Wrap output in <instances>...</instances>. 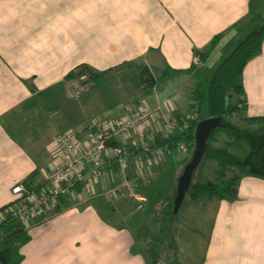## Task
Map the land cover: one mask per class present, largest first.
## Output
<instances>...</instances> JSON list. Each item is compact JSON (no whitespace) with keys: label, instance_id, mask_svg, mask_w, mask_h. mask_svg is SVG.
Wrapping results in <instances>:
<instances>
[{"label":"crops","instance_id":"1","mask_svg":"<svg viewBox=\"0 0 264 264\" xmlns=\"http://www.w3.org/2000/svg\"><path fill=\"white\" fill-rule=\"evenodd\" d=\"M254 9L251 0H0V207L15 199L13 185L43 181L56 161L48 144L60 132L82 141L91 120L112 123L141 105L154 110L147 134L157 132L167 116L189 114L194 82L213 69L204 74L208 55L216 50L219 61L220 52L246 32ZM79 65L103 71L100 78L131 65L137 97L127 105L119 96L104 94L99 102L98 94L81 105L78 99L93 81L78 98L65 91L72 77L65 76ZM142 66L159 73L151 74L154 82L144 89L137 81ZM165 69L170 71L162 76ZM239 82L238 120L252 124L259 120L244 118L264 115V37ZM240 143L232 141L228 148L242 156L246 146ZM156 163H146L150 172L133 180L166 198L172 183L159 185ZM118 173L111 165L97 182L74 188L46 212L15 222L26 236L16 244L18 264H150L152 253L158 257L163 247L173 264H264L263 179L242 176L231 199L189 200L179 220L172 216L167 225L162 220L154 227L158 223L149 221L154 214L149 199L129 212L122 198L110 201L101 195L119 181ZM10 226L3 224L0 234L7 230L14 239Z\"/></svg>","mask_w":264,"mask_h":264},{"label":"trees","instance_id":"2","mask_svg":"<svg viewBox=\"0 0 264 264\" xmlns=\"http://www.w3.org/2000/svg\"><path fill=\"white\" fill-rule=\"evenodd\" d=\"M247 24L249 26L247 31L243 36L236 39L230 50L220 58L210 75L197 79L190 91V109L195 106L198 119L218 117L220 121V125L211 130L206 138L202 157L197 164L199 166L203 160L214 161V180H191L188 198L192 201L202 196L231 199L234 196L235 185L243 174L264 180V127L257 131H250L238 127L226 117L231 112H238V105L242 103V99H240L242 86L239 82V76L246 62L260 50L264 37V17L258 10L254 9L252 11L247 19ZM202 54V52H197L198 56H202ZM81 67L87 71L91 81L97 78L100 79V75L103 73V71L96 72L88 66L83 65ZM169 71L165 69L161 75L164 76ZM71 76H74L72 71L67 73L65 78ZM137 81L143 89L153 84L154 78L146 66L139 69ZM244 120L249 123L257 120L264 122V115L245 117ZM177 121L181 125L180 119H177ZM195 122L188 121L185 125L179 126V129L175 130L168 138L161 139L157 137L155 145L166 144L167 150H174L177 141L182 140L190 152L189 159L193 149L192 134ZM220 134L224 135V140L220 146H214L213 142ZM232 141L243 142L246 146V153L239 156L230 151L228 146ZM227 173L229 175L226 176ZM80 187L82 185L77 183L73 186V189L79 190ZM126 200L124 202H127ZM160 201H164V203L162 202V208L158 212L155 211L154 214L162 218L167 225L169 219L172 218V196L160 198L158 203ZM4 207L1 206L0 210ZM15 222L10 218L0 222V227L5 223H11L9 228L14 230L15 236L14 239L11 238V235L7 234V230L1 232L0 264H18L19 262L20 256L17 253L16 244L26 239V236L22 234V229L17 227ZM154 255L156 254L152 253L150 264L157 258Z\"/></svg>","mask_w":264,"mask_h":264},{"label":"built area","instance_id":"3","mask_svg":"<svg viewBox=\"0 0 264 264\" xmlns=\"http://www.w3.org/2000/svg\"><path fill=\"white\" fill-rule=\"evenodd\" d=\"M72 73L74 76L66 82L65 91L70 97L76 98L88 90L91 82H88L85 70L81 71L76 67ZM153 116V109L141 105L112 123L91 120L86 125L85 138L82 141H77L70 132L56 134L48 144L56 161L49 166L39 184L17 183L10 188L15 199L0 210V222L6 218L25 222L31 216L46 212L57 203L59 197L70 194L75 184L90 186L97 182L111 165H116L122 173L129 161L140 168L142 161L150 163L158 160L167 151V146L155 145V139L168 138L179 126L198 120L196 108L193 106L189 114L180 118L181 125L177 119L167 116L157 132L147 134V130L151 129ZM133 133L138 135V140L126 142ZM185 146V142L179 140L175 149L184 151ZM137 176L142 177V174ZM101 195L110 201L122 197L134 201L137 209L141 208L144 201L136 192L134 180H128L125 176L105 188ZM151 264L173 263L156 258Z\"/></svg>","mask_w":264,"mask_h":264},{"label":"rangeland","instance_id":"4","mask_svg":"<svg viewBox=\"0 0 264 264\" xmlns=\"http://www.w3.org/2000/svg\"><path fill=\"white\" fill-rule=\"evenodd\" d=\"M251 3L253 4V6H255V9L259 11V13L264 17V0H251ZM247 31V30H246ZM245 33V32H244ZM244 33L240 34V37L244 35ZM229 50H223V52L221 55L227 53ZM218 54V52L215 50L214 52L211 51V53L208 55L207 60L205 62V73H207L209 67H215V65L218 63V59L219 56L216 55ZM215 63V64H214ZM83 65H79L77 66L79 68V70L84 71V69H82ZM85 72H87L85 70ZM151 74L154 77H158L159 73L158 70L154 67L151 68ZM87 75V80L88 82L91 80L88 77V73ZM93 87H91L86 93H84L83 95H85V97H80V99H78V102L81 103V105L84 103H87L89 101V99L93 96H98L99 94V102H101L102 97L100 94H104V96H108L109 98L113 95L115 96H119V100L125 102L127 105H131L132 103V99L134 97H137V90L135 88H137L136 85V81H135V77L132 74V66H128V67H123L122 69H120V71L117 69L113 70L107 74H105L104 76H102L100 79L97 78L96 80H94L93 82ZM90 87V86H89ZM139 96V95H138ZM78 98V97H77ZM84 99V100H83ZM136 100L139 103L138 98H136ZM141 103V102H140ZM83 109V107H82ZM238 114L239 112H231V114L229 116H226L228 120H230L231 122H235L237 123L238 127L240 128H248L250 131H257L258 129H261L264 127V122L262 121H257L254 122L252 124H248V123H243L241 121L238 120ZM224 140V135L220 134L219 137H217L216 141L213 142L214 146H220V144L222 143V141ZM240 144L243 145V147L245 146V144L243 142H241ZM244 149L246 150V147H244ZM243 149V152L245 151ZM246 153V152H245ZM189 150L187 149V147L185 146L184 151H179L177 149L174 150H167L163 153V157H164V161L160 162V160H157V167H156V173L157 176L161 177V182H160V186H165L169 183H172V185L170 186V190L169 191V195L171 197V194L173 195L174 192V186H175V182H176V178L179 175L180 171L182 170L183 165L186 163V161L188 160L189 157ZM140 168H137L135 166V164L132 161H129L126 165V168L123 170V172L115 174L117 178H122V176H125L128 180L133 179V176L135 175H141V174H147V172H150L149 168L146 165L145 161L140 162L139 164ZM214 168H215V163L214 161L211 160H203L201 162V164L199 166H197L193 172H192V176L191 179L193 181H213L214 180ZM135 172V174H134ZM229 175V173L226 174V176ZM247 174H243L242 176H246ZM240 176V177H242ZM119 179V180H120ZM154 183L152 182L151 186ZM135 187H136V192H138L139 194L143 195L145 197L146 201L147 199H149V212L150 213H154L155 211H159L160 208H162V202L159 201V199L163 196L161 194H159L158 192H154L152 193L151 191H148V186H146V183H142V184H138L137 182L135 183ZM159 186L155 189L156 191H158ZM83 197H84V193H82ZM81 195V196H82ZM161 195V196H160ZM122 200H126L124 198H122ZM190 199L188 198V191L184 194V197L181 201V205H180V212L178 210V213L176 212L174 216V222L176 219L179 220L180 218V214L183 210V208L185 207L186 203L189 201ZM126 204L128 205V211L131 212L133 210H136V203L134 201L131 202V200H126ZM155 201V202H154ZM134 205V206H133ZM134 207V208H133ZM152 211V212H151ZM135 212V211H134ZM145 212V211H144ZM130 214V213H129ZM153 217H150L149 221H153V223L157 224L154 225V227H159L161 225L162 222V218H160L158 215L153 214ZM154 218V220L152 219ZM145 221V223L148 222V220L143 219ZM160 221V223H159ZM17 225H20L19 223ZM176 225V224H175ZM174 225V226H175ZM183 224L182 222H179V227H181ZM136 229V228H135ZM29 233V230L28 232ZM147 239V237H146ZM160 239H164V236L161 235ZM163 240V241H164ZM24 241L21 240L19 241L20 243ZM191 246H189V251H191ZM167 251L166 247H163L160 251H158V257L159 259H163L166 260L169 257L167 255H164V252ZM168 261V260H166Z\"/></svg>","mask_w":264,"mask_h":264},{"label":"water","instance_id":"5","mask_svg":"<svg viewBox=\"0 0 264 264\" xmlns=\"http://www.w3.org/2000/svg\"><path fill=\"white\" fill-rule=\"evenodd\" d=\"M220 125L218 117H204L198 119L193 128V149L191 151L190 158L183 165L182 170L176 178L174 192L172 195V206L171 215H175L184 194L189 190L191 183V176L193 170L196 168L198 162L200 161L203 151L205 140L208 137L211 130Z\"/></svg>","mask_w":264,"mask_h":264}]
</instances>
